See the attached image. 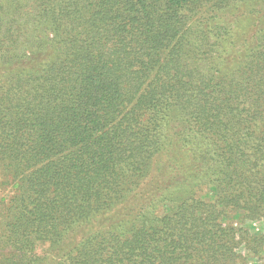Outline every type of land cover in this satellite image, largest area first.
Here are the masks:
<instances>
[{
    "label": "trees",
    "instance_id": "16d2710c",
    "mask_svg": "<svg viewBox=\"0 0 264 264\" xmlns=\"http://www.w3.org/2000/svg\"><path fill=\"white\" fill-rule=\"evenodd\" d=\"M262 221L264 0H0V264H264Z\"/></svg>",
    "mask_w": 264,
    "mask_h": 264
},
{
    "label": "rangeland",
    "instance_id": "374dc122",
    "mask_svg": "<svg viewBox=\"0 0 264 264\" xmlns=\"http://www.w3.org/2000/svg\"><path fill=\"white\" fill-rule=\"evenodd\" d=\"M256 224H257V225H256ZM259 224H260V223H259ZM259 224L257 223V221L253 222V226H254V227L259 228V227H260ZM262 224H263V226H264V222H263V221H262ZM38 251H39V252H40V251H43L42 246L39 247ZM248 264H252V263H248Z\"/></svg>",
    "mask_w": 264,
    "mask_h": 264
}]
</instances>
